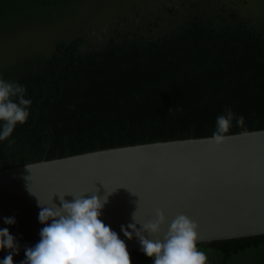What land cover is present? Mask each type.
<instances>
[{
  "label": "trees",
  "instance_id": "1",
  "mask_svg": "<svg viewBox=\"0 0 264 264\" xmlns=\"http://www.w3.org/2000/svg\"><path fill=\"white\" fill-rule=\"evenodd\" d=\"M73 1L0 0V31L51 19ZM233 1L177 0L179 9L165 5L134 29L108 30L101 42L80 35L45 50L3 53L0 79L23 85L32 104L27 121L0 141V171L209 138L226 108L244 117L226 136L264 130V17L245 19ZM197 248L207 264H264V234ZM129 254L132 264H151L139 250Z\"/></svg>",
  "mask_w": 264,
  "mask_h": 264
},
{
  "label": "water",
  "instance_id": "2",
  "mask_svg": "<svg viewBox=\"0 0 264 264\" xmlns=\"http://www.w3.org/2000/svg\"><path fill=\"white\" fill-rule=\"evenodd\" d=\"M216 145L208 138L113 148L0 171V229L19 243L13 264L25 259V247L39 242L41 205L60 206L95 194L107 197L100 219L127 246L140 248L129 224H142L163 212L162 238L170 223L185 215L198 225L196 244L264 234V130L227 135ZM39 200V201H38ZM40 202V204H39ZM14 217V224H5ZM51 223V221H48ZM0 249V260L8 254Z\"/></svg>",
  "mask_w": 264,
  "mask_h": 264
},
{
  "label": "clouds",
  "instance_id": "3",
  "mask_svg": "<svg viewBox=\"0 0 264 264\" xmlns=\"http://www.w3.org/2000/svg\"><path fill=\"white\" fill-rule=\"evenodd\" d=\"M25 94L23 85L0 79V122H3L0 141L7 139L18 123L27 121L32 100L25 98ZM233 119L236 126L243 127L244 117H236L226 108L217 116L215 131L208 139L216 145L222 144ZM73 198L68 202L60 197L59 207L39 202L38 220L45 226L40 229L39 242L25 247V259L20 264H132L125 242L100 219L107 197L93 194L88 198L84 195ZM164 222L163 212L157 210L155 219L142 224L139 230L135 224H129L127 228L131 231L121 226V232L127 239L135 234L139 251L151 260V264H207L206 253L198 250L196 244L198 225L183 214L170 223L162 238H145V232L158 234ZM4 223L14 224L15 219L5 217ZM0 249L9 250L0 264H13V256L18 254L20 245L7 228L0 229Z\"/></svg>",
  "mask_w": 264,
  "mask_h": 264
},
{
  "label": "rangeland",
  "instance_id": "4",
  "mask_svg": "<svg viewBox=\"0 0 264 264\" xmlns=\"http://www.w3.org/2000/svg\"><path fill=\"white\" fill-rule=\"evenodd\" d=\"M233 2L245 19L260 22L264 17V0ZM178 4L177 0H74L51 19H38L4 32L1 30L0 57L8 51L7 56L49 49L59 39L70 40L80 35L88 36L92 42H101L108 30L118 27L134 29L142 19L154 18L159 15L157 13L165 12V5H175L179 9ZM125 18L131 23H127Z\"/></svg>",
  "mask_w": 264,
  "mask_h": 264
}]
</instances>
